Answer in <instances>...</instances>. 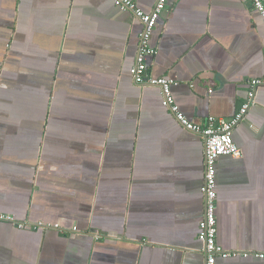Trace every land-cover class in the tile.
Segmentation results:
<instances>
[{"label": "crops", "instance_id": "obj_1", "mask_svg": "<svg viewBox=\"0 0 264 264\" xmlns=\"http://www.w3.org/2000/svg\"><path fill=\"white\" fill-rule=\"evenodd\" d=\"M141 29L114 0H0V264H205L203 139L131 78ZM150 45L147 74L173 79L196 123L231 118L264 79L249 0H168ZM233 140L215 214L236 254L216 264H264V83Z\"/></svg>", "mask_w": 264, "mask_h": 264}, {"label": "built area", "instance_id": "obj_2", "mask_svg": "<svg viewBox=\"0 0 264 264\" xmlns=\"http://www.w3.org/2000/svg\"><path fill=\"white\" fill-rule=\"evenodd\" d=\"M254 10L260 15L264 25V0H249ZM121 11H128L132 17L142 23L139 34V45L134 63L129 69V74L137 85L157 86L161 91V104L169 109L177 122L187 131L201 135L204 143L205 170L204 182L201 191L204 196V214L199 223L198 239L203 244L205 264H216V257H229L235 252L224 249L216 241V161L220 156H241L240 147L233 140V129L245 119L249 108L255 102L256 90L264 83V79H251L244 101L237 112L229 119L209 116L205 123H196L189 120L180 111L171 93V87L176 85L173 79L166 77H152L147 74L146 57L155 54V49L150 45V39L160 14L165 10L168 0H156L154 7L149 12L142 11L131 0H114ZM10 220V217L0 213V221ZM20 226H22L20 224ZM56 227H58L56 225ZM75 229V228H74ZM247 256L248 253H243ZM262 257L263 254L256 253Z\"/></svg>", "mask_w": 264, "mask_h": 264}]
</instances>
